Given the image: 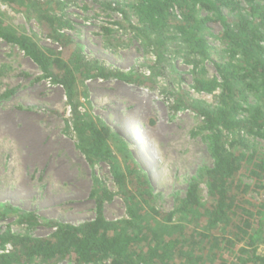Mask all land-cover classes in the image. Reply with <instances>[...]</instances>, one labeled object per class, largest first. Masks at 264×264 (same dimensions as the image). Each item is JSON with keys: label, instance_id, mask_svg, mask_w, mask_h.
Instances as JSON below:
<instances>
[{"label": "trees", "instance_id": "trees-1", "mask_svg": "<svg viewBox=\"0 0 264 264\" xmlns=\"http://www.w3.org/2000/svg\"><path fill=\"white\" fill-rule=\"evenodd\" d=\"M67 5L76 0H50ZM105 11L126 14L116 0H83ZM133 0L130 8L138 21L131 27L143 49L158 64L181 53L192 65L193 89L197 92L219 91L215 106L191 100L185 92L170 99V106L179 105L199 116L206 132L208 149L213 159L211 168H204L187 186L185 197L168 213L157 212L148 204L153 200L145 178L131 161L128 143L106 125H98L77 112L74 102L79 82L86 79L129 81L123 72L85 56L77 47L67 60L60 53L46 54L32 37L0 22V39L16 46L43 73L65 91L72 105L74 131L78 146L89 161H104L113 170L120 193L133 181L135 191L145 199L136 204L133 197L125 199L127 219L107 221L102 215L99 193L101 182L95 179L97 215L78 226L50 222L54 229L49 237L16 235L9 229L0 231V264H88L109 261V264H264V199L252 194L264 192V146L253 149L248 136L264 142V4L257 0ZM6 5H22L49 29L50 39L65 48L72 45L63 31L72 29L63 17H56L48 0H0ZM235 10L229 17L222 8ZM198 9L212 13L222 28L221 39L227 46V60L214 63L217 77L208 79L201 65L207 58V44L202 37L210 17L199 18ZM257 94V103L240 115L243 95ZM160 97L159 95H157ZM176 101V102H175ZM175 103V104H174ZM230 136L231 140H227ZM125 158L129 173L122 172L114 160L112 148ZM125 152V153H124ZM240 174L249 180L242 181ZM207 190V199L198 195L200 182ZM103 192L104 198L110 194ZM150 207V208H148ZM148 210L152 218H148ZM32 216L24 223L32 227Z\"/></svg>", "mask_w": 264, "mask_h": 264}, {"label": "rangeland", "instance_id": "rangeland-1", "mask_svg": "<svg viewBox=\"0 0 264 264\" xmlns=\"http://www.w3.org/2000/svg\"><path fill=\"white\" fill-rule=\"evenodd\" d=\"M116 1L126 14L105 11L89 1L62 5L48 0L51 13L71 23L72 29L63 32L73 44L65 48L50 39L46 24L22 5L0 3V22L32 37L46 54L58 52L67 60L77 47L85 56L128 76L127 83L117 79L81 81L74 102L79 115L110 127L128 143L131 161L125 162L126 155L113 147L114 160L127 174L132 166L136 168L153 197L149 206L168 213L185 197L191 180L213 165L207 133L200 131L202 119L180 105L173 108L170 99L185 92L193 101L215 106L219 91H195L192 65L181 53L158 64L131 28L138 25L130 8L133 0ZM257 3L263 5L264 0ZM241 7L242 11L248 7L243 0ZM222 12L229 17L236 14L227 7ZM197 16L213 20L201 32L208 51L200 67L211 79L217 77L214 63L227 60V46L214 15L198 9ZM243 98L240 115L245 117L256 105L257 94L247 92ZM71 106L60 85L43 77L39 67L16 46L0 39V231L49 237L54 231L48 227L50 222L78 226L94 220L97 205L91 193L97 190L95 179L102 185V215L107 221L128 218L125 199L133 197L136 204L145 199L135 191L134 181L120 193L111 166L89 161L78 146ZM247 140L253 149L262 151V139L248 136ZM240 176L249 183L243 174ZM198 181V195L205 201V184ZM104 191L110 198L103 197ZM252 195L256 200L264 199V192ZM30 215L32 227L24 223ZM263 252L260 248L259 253ZM213 264H218L217 260Z\"/></svg>", "mask_w": 264, "mask_h": 264}, {"label": "built area", "instance_id": "built-area-1", "mask_svg": "<svg viewBox=\"0 0 264 264\" xmlns=\"http://www.w3.org/2000/svg\"><path fill=\"white\" fill-rule=\"evenodd\" d=\"M10 249H11L10 246H6L5 247V251L4 252L0 251V253H8V251ZM88 264H109V261L108 260L107 261L103 260V261H100V262H91V263H88Z\"/></svg>", "mask_w": 264, "mask_h": 264}]
</instances>
